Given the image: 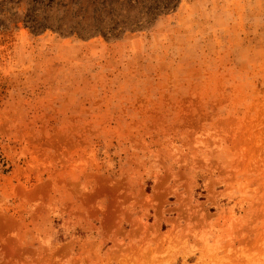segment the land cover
Instances as JSON below:
<instances>
[{"label":"rangeland","instance_id":"1","mask_svg":"<svg viewBox=\"0 0 264 264\" xmlns=\"http://www.w3.org/2000/svg\"><path fill=\"white\" fill-rule=\"evenodd\" d=\"M33 5L0 0V264H264V0L87 38Z\"/></svg>","mask_w":264,"mask_h":264},{"label":"trees","instance_id":"2","mask_svg":"<svg viewBox=\"0 0 264 264\" xmlns=\"http://www.w3.org/2000/svg\"><path fill=\"white\" fill-rule=\"evenodd\" d=\"M178 0H34L25 24L34 32L48 28L82 38L119 37L140 23L155 21ZM41 6V7H39ZM2 14V13H1Z\"/></svg>","mask_w":264,"mask_h":264}]
</instances>
